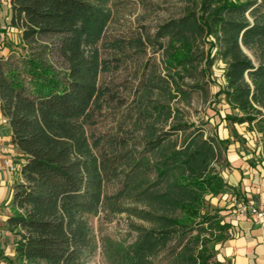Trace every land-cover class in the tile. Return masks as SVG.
Returning <instances> with one entry per match:
<instances>
[{
    "label": "trees",
    "instance_id": "obj_1",
    "mask_svg": "<svg viewBox=\"0 0 264 264\" xmlns=\"http://www.w3.org/2000/svg\"><path fill=\"white\" fill-rule=\"evenodd\" d=\"M107 1L9 0V21L0 29L4 35L0 50L8 49L6 55L0 54L4 120L0 129L19 154L13 166L20 180L4 201L12 209L5 217L10 233L5 243L14 252L8 256L6 245L0 243V254L11 264H88L96 253L89 218L104 204L113 165L100 142L87 135L84 122L92 119L107 93L99 82L101 61L94 48L110 16L104 10ZM200 1L207 12L205 21L183 18L162 26L160 34L169 35L173 46L167 63L188 69L194 63L191 38L203 31L211 34L215 25L222 33L221 52L227 61L226 85L220 93L243 114L226 113L223 118L249 127L256 121L262 129L264 0ZM9 29L20 34L15 51L7 43ZM244 48L253 52L258 64ZM167 107L171 117L173 111ZM162 139L151 142L153 150L161 149V158L153 163L158 178L139 192L150 199L151 209L144 215L156 227L140 231L128 251L131 263H145L159 253L179 229L199 217L206 197L218 195L226 186L214 165L213 137L195 132L182 147L169 152ZM143 162L138 161L133 177L152 166L149 160ZM163 183L166 187L161 190ZM210 221H216L221 231L228 226L208 212L199 229L205 230L203 225ZM199 234L174 257L176 264H222L211 261L206 244L198 249Z\"/></svg>",
    "mask_w": 264,
    "mask_h": 264
},
{
    "label": "rangeland",
    "instance_id": "obj_2",
    "mask_svg": "<svg viewBox=\"0 0 264 264\" xmlns=\"http://www.w3.org/2000/svg\"><path fill=\"white\" fill-rule=\"evenodd\" d=\"M104 10L110 16L94 48L101 61L99 82L107 93L92 119L84 122V128L91 140L100 142L113 166L107 174L104 204L89 218L96 253L88 264H137L129 260L130 246L140 231L156 227L154 221L144 215L145 210L151 209L150 199L139 194L158 178L153 163L161 158V149L153 150L151 142L162 137L164 151L169 152L175 146L182 147L195 132L204 133L205 138L213 136L214 126L209 117L215 110L211 105L215 103L217 109L223 108L220 99L225 95L219 96L217 92L218 70L226 69L227 61L221 52L224 48L222 33L212 24L211 34L208 30L191 38L194 63L188 69L171 68L167 63L173 46L169 35L160 34L162 26L183 18L205 21L207 12L202 10L200 0H108ZM9 16V0H0V29L6 26ZM8 35L7 43L15 51L20 34L9 29ZM3 37L0 32V44ZM244 49L258 64L253 52ZM1 53L6 55L8 49L0 50ZM167 106L173 111L171 117ZM261 127L264 130V124ZM258 142L262 145L264 138ZM0 154L5 166L7 160L13 164L19 157L5 138L0 139ZM222 158L220 154L215 163ZM140 160L146 164L149 160L152 166L133 177ZM8 175L0 177V243L6 245L5 254L10 256L14 250L12 245L5 243L10 236L5 217L12 209L5 206L4 201L10 198L20 175L10 169ZM165 187L163 183L160 189ZM207 214L206 205H203L194 222L179 229L159 253L141 264H176L174 257L199 232L198 249L202 248V243L206 244L210 248L208 253L213 254L211 261H215L212 241L218 235L216 221L205 223V230L199 229ZM177 215L183 216V213L178 211ZM8 256L0 254V264H11Z\"/></svg>",
    "mask_w": 264,
    "mask_h": 264
},
{
    "label": "crops",
    "instance_id": "obj_3",
    "mask_svg": "<svg viewBox=\"0 0 264 264\" xmlns=\"http://www.w3.org/2000/svg\"><path fill=\"white\" fill-rule=\"evenodd\" d=\"M224 69L218 70V93L226 85ZM221 95H225L220 99L223 108L217 109L212 103L215 111L209 118L214 126L212 137L217 158L220 154L223 157L219 163H215L216 158L214 165L226 186L218 195L206 197V208L210 214L219 215L228 226L224 231L217 230L212 250L222 264H264V219L254 214V209L264 201V142L262 145L258 142L264 138V130L256 121L249 127L248 123L224 119L226 113L243 114L232 108L225 93ZM3 122L1 118V124ZM1 132L2 129L0 139L8 141V136ZM2 160L0 154V177L7 178L9 169Z\"/></svg>",
    "mask_w": 264,
    "mask_h": 264
},
{
    "label": "built area",
    "instance_id": "obj_4",
    "mask_svg": "<svg viewBox=\"0 0 264 264\" xmlns=\"http://www.w3.org/2000/svg\"><path fill=\"white\" fill-rule=\"evenodd\" d=\"M6 167L8 169H10L11 171H15V168H14V166L10 160L6 161ZM244 208H245V206L243 205L242 209H244ZM254 214L256 215L257 218L264 219V201L262 202V204L258 208L254 209Z\"/></svg>",
    "mask_w": 264,
    "mask_h": 264
}]
</instances>
